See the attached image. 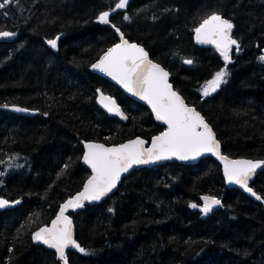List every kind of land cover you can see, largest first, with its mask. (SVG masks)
I'll use <instances>...</instances> for the list:
<instances>
[{
    "label": "trees",
    "instance_id": "trees-1",
    "mask_svg": "<svg viewBox=\"0 0 264 264\" xmlns=\"http://www.w3.org/2000/svg\"><path fill=\"white\" fill-rule=\"evenodd\" d=\"M116 3L13 0L0 8V31L19 32L0 42V198L10 202L0 208V264L60 263L33 237L90 175L87 141L116 144L163 130L145 105L91 69L121 34L171 72L225 153L264 159V0H129L112 11ZM105 11L108 24L98 20ZM213 14L233 24L239 44L227 64L196 41L195 29ZM56 37L53 49L47 41ZM225 68L226 82L203 96ZM97 89L117 99L127 122L98 106ZM251 186L264 198V168ZM203 194L222 196L221 207L203 214ZM72 217L86 253L69 249L68 264H264V199L228 188L211 156L135 169L110 197Z\"/></svg>",
    "mask_w": 264,
    "mask_h": 264
},
{
    "label": "snow or ice",
    "instance_id": "snow-or-ice-1",
    "mask_svg": "<svg viewBox=\"0 0 264 264\" xmlns=\"http://www.w3.org/2000/svg\"><path fill=\"white\" fill-rule=\"evenodd\" d=\"M12 2L13 0H0V8ZM127 5L128 0H118L112 11L124 9ZM109 16L110 12L105 11L100 14L98 20L102 24H108ZM124 19L128 17L125 16ZM113 27L115 28V25ZM232 28L233 24L229 20L213 14L195 29L196 41L200 44L215 45L227 64L231 62L232 47L236 46L237 51L239 50V44L231 37ZM116 31L119 32V29L116 28ZM15 35L13 32L0 31V38H12ZM58 39L59 37H56L47 43L51 48L56 49ZM259 59L264 61V56ZM184 62L192 63L191 60ZM92 67L107 73L128 92L147 101L155 112L156 118L167 124L168 128L167 131L156 136L152 141V147L147 149L144 148L145 141L140 139L129 141L118 147H105L103 144L94 143L85 145L87 152L83 160L91 166L92 177L84 185L82 192L60 207L59 215L52 222V226L40 228L33 237L49 248L55 249L63 264H68L66 250L69 247L86 253V250L74 239L72 221L65 212L68 209L83 207L85 201H99L116 187L121 174L127 172L133 165L148 164L173 157L180 160L195 159L204 153H212L224 161V175L229 183L240 185L258 200L264 199L257 195L248 184L256 169L264 165V161L229 160L227 156L221 155L219 141L216 140L211 127L194 108L188 107L183 99L172 91L168 83V72L149 60L148 53L143 48L130 44L121 34V43L108 49L99 62ZM227 74L226 68L216 72L213 78L204 84L203 96L207 97L216 92L221 84L226 82ZM99 103L108 112L127 119L112 97L105 96L101 92ZM16 110L26 111V109ZM202 199L204 203L201 211L205 215L221 204L219 199L212 196H204ZM9 204L8 200L0 198V208ZM191 207L199 206L192 204Z\"/></svg>",
    "mask_w": 264,
    "mask_h": 264
},
{
    "label": "water",
    "instance_id": "water-1",
    "mask_svg": "<svg viewBox=\"0 0 264 264\" xmlns=\"http://www.w3.org/2000/svg\"><path fill=\"white\" fill-rule=\"evenodd\" d=\"M128 1H129V0H128ZM118 10H120V9H118ZM217 15H220L222 18L227 19L226 17H224V16L221 15V14H217ZM227 20H228V19H227ZM3 31L13 32V33H15L16 35H15L14 37H12V38H0V42H3V41H5V42H6V41H8V42L13 41V40H15V39L18 37V35H19V32H18V31H11V30H3ZM231 31H232V30H231ZM231 37H232V34H231ZM232 38H233V37H232ZM123 39L127 40L130 44H136V45H138L139 47L143 48V49L145 50V52L148 53V59H149V60H151L154 64H158V65H160L161 68H163L166 72H168V74H169V75H168V83L171 85V89H172V91L176 92V93H177V94L183 99L184 103H185L188 107H190V108H194L195 111L198 112V113L204 118L205 122L211 127L213 133L215 134V138H216V140L219 141V144H220V154H221V155L227 156V157L229 158V160H253V161H264L263 158H251V157H243V156H240V157H233V156H230V155H228L227 153H225V152L223 151L222 143H221L220 139L218 138L216 131L214 130L213 126L207 121V119H206V117L204 116V114H203V113H202V112H201V111H200L195 105L188 103V101H187L186 98L183 96V94H182L178 89H176V87L174 86V84H173V82H172V80H171V76H172V75H171V72H170V71H169V70H168V69H167L162 63H160V62L156 61L155 59H153V58L151 57V55H150L148 49H147L142 43H139V42H137V41H132V40H130V39L124 37V36H123ZM233 39H234V38H233ZM119 43H121V37H120V39H119L116 43H114V44L111 45L109 48H107V49H106V50L100 55V57H99L96 61L93 62V64L98 63L99 60H100V58L105 54V52H107L108 49L114 47L115 45H117V44H119ZM204 45H210V46L215 47V45H213V44H204ZM215 48H216V47H215ZM93 64H92V65H93ZM92 65H91V69H92L93 72L102 75L103 77H105L106 79H108L109 81H111L112 83H114L115 85H117V86H118V87H119L124 93H126L128 96H130L131 98H133V99H135L136 101H138V102L142 103L143 105H145V106L151 111V113H152V115H153L155 121H156L158 124H160L161 126H163L164 128H163L162 131H160V132H158L157 134L153 135L150 139H147V138H145V137H143V136H141V135H137V136H134V137H132V138H130V139H127V140H125V141H123V142H121V143H116V144H108V143H105V142H102V141H98V140H90V141H87V142L85 143V145H86V144H89V143H94V144H103L105 147H118L119 145H121V144H126V143H128L129 141L140 139V140L145 141V143H144V148H146V149H147V148H151V147H152V141H153V139H154L156 136H159L161 133L167 131V128H168L167 124H165L163 121L158 120V119L156 118L155 112L153 111L151 105L148 104L147 101L141 99L139 96H136V95H134V94L131 93V92H128L127 89H125V88H124V87H123V86H122L117 80L113 79V78H112L111 76H109L107 73L102 72V71H100L99 69L93 68ZM101 92H102L105 96H110V97H112V98L116 101V103L119 105L121 111L124 113V115L127 117V119H123V118H121L120 116L115 115L114 113H110V112H108V111H107V110H106V109H105V108L99 103V98H100V93H101ZM96 102H97L98 106H100L105 112L108 113V115H110V116H112V117H116V118L120 119V120L123 121V122H127V121L129 120V115L125 112V110L122 108V106L119 104V102L117 101V99H116L113 95H111V94H109V93H106V92H104V91L101 90V89H97ZM85 145H84V152H83V156H82V162H83V164L89 169V171H90V175H89V176L87 177V179L85 180V182H84L82 188H81L79 191H77L76 193H74L72 196L66 198V199L60 204V206H59V208H58L57 213L55 214V216L50 220V222H49L47 225H44V226H42V227H51V226H52V222H53V221L56 219V217L59 215L60 207H61V206L67 201V200L71 199L72 197H74V196L77 195L78 193L82 192L83 189H84V185H85V184L87 183V181L92 177V175H93V171H92L91 166H90L89 164L85 163V161L83 160V157H84V155H85L86 152H87V148L85 147ZM209 156L213 157V158H214V159L220 164V166H221V168H222V174H223V177H224V180H225L226 186H227L228 188H238V189H240L241 191H243L244 193H246L248 196H250L251 198H253V199H255V200H258V199H256V197L252 196L249 192H247L245 189H243L240 185H237V184H235V183H229V182L227 181V179H226V177H225V175H224V161L220 160L216 155H214V154H212V153H204V154H202V155L196 157L195 159L180 160V159H177V158L173 157V158H171V159L153 161V162L148 163V164L133 165V166H132L127 172H124V173L121 174L120 180L118 181L116 187L113 188L112 191L109 192L107 195H105L104 197H102L99 201H85L84 204H83V207H81V208H77V209H74V210H73V209H68V210L65 212V215H67V216L71 219V221H72V226H73V237H74V239L76 240V227H75V223H74V219H73V217H72V214H73V213H78L79 211H81V210H82L86 205H88V204L93 205V204L100 203V202H103L104 200H106V199H107L108 197H110L114 192L117 191V189L119 188V186H120L122 180L124 179V177H126L127 175H129L133 170L138 169V168H142V167L155 166V165L163 164V163H166V162H173V161H176V162H179V163H183V164H195V163H198L202 158H204V157H209ZM263 168H264V165H262L261 167L257 168L256 171H255V173L251 176V178H250L249 181H248L249 187L252 188L254 192H256V191H255L254 188L251 186V182H252V180L255 178L256 174H257L260 170H262ZM256 193H257V192H256ZM257 195H259V194L257 193ZM204 196H212V197H215L216 199H219V200L221 201V204L218 205V206H215V207L212 209L211 212H214L216 209H218L219 207H221L222 202H223V198H222V196H219V195H212V194H203V195H201V197H200L202 204L204 203V201H203V199H202V197H204ZM259 196H261V195H259ZM260 200H262V199H260ZM42 227H41V228H42ZM38 231H39V230H38ZM40 242H41V241H40ZM42 243H43V242H42ZM43 244H44V243H43ZM44 245H45V244H44ZM45 246L48 247L47 245H45ZM48 248H49V247H48ZM49 249H52V248H49ZM69 249H72V247H69V248L66 250V252H67ZM52 250L55 251V249H52ZM55 252H56V251H55ZM56 254H57V253H56ZM57 259L60 260V259L58 258V254H57ZM59 264H63V262L60 260V263H59Z\"/></svg>",
    "mask_w": 264,
    "mask_h": 264
}]
</instances>
